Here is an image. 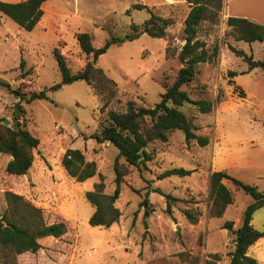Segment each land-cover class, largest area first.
I'll return each instance as SVG.
<instances>
[{
    "label": "rangeland",
    "instance_id": "obj_1",
    "mask_svg": "<svg viewBox=\"0 0 264 264\" xmlns=\"http://www.w3.org/2000/svg\"><path fill=\"white\" fill-rule=\"evenodd\" d=\"M48 1L44 4L46 20L32 31L24 30L0 12V81L11 85L10 89L0 85V120L14 127L12 120L20 111L19 125L40 140L33 168L24 176L9 175L6 166L11 157L0 153V218L7 210L6 194L10 192L42 209L49 221L64 219L72 225L65 239H45L42 250L21 255L16 263L204 264L210 254H218L219 264H230L235 235L223 225L233 221L234 229L240 228L244 211L254 199L232 182L224 181L234 193L235 202L222 217H212L210 176L212 172L225 171L240 181L239 178H249L246 184L264 192V72L256 69L250 75L243 73L248 65L227 45L246 50L248 44H239L229 36L223 11L217 26L208 22L202 25L199 38L208 49L219 45L220 54L214 63L201 64L196 81L183 89L192 99L200 98L203 89L214 107L210 114H201L191 104L180 110L192 120L197 135L209 138V144L202 147L197 141L187 143L181 131H174L167 142L156 141L149 146L151 160L140 169L125 166L121 159L119 163L127 175L115 206L122 216L110 229L94 227L89 220L95 207L85 197L87 187L81 185L86 182L76 183L66 173L62 156L69 148L82 150L87 160L98 166V175L90 181L95 184L102 175L105 193L113 194L118 150L109 143L98 145L93 136L106 122L108 111L125 112L129 102L146 108L160 102L163 80L172 84L181 68L177 53L184 45V21L189 6L181 0L172 10V17H163L161 10L149 5L153 0H70L68 7L64 0ZM135 5L148 6L173 24L164 39L143 34L112 45L99 58L97 66L114 80L118 89L108 104L106 87L85 81L49 91L48 99L31 103L13 93L19 90L28 97L32 91L40 92L62 81L54 57L56 49L66 58L72 73L84 69L92 56L81 50L76 39L80 33L91 34L96 49L102 48L111 36H133L132 25H141L150 17L147 10L134 9ZM22 61L24 70L30 72L24 79ZM230 71L237 75L230 77ZM243 86L247 87L246 93ZM173 168L192 173L160 178ZM146 193L152 205L148 216L145 208L140 207ZM164 195L175 199L170 212ZM186 211L199 213L198 222L192 224ZM263 213L264 209L258 212L252 225L261 227L258 219ZM248 255L264 264V239Z\"/></svg>",
    "mask_w": 264,
    "mask_h": 264
},
{
    "label": "trees",
    "instance_id": "obj_2",
    "mask_svg": "<svg viewBox=\"0 0 264 264\" xmlns=\"http://www.w3.org/2000/svg\"><path fill=\"white\" fill-rule=\"evenodd\" d=\"M48 0H25L23 2H4L0 0V12L26 31H32L41 21L44 11L43 5ZM189 13L184 21L183 39L184 45L177 53L181 68L178 70L172 84L163 80L161 86L164 93L161 100L154 107H137L129 102L125 112L108 111L106 122L101 124L99 132L93 139L98 145L109 143L118 150L115 161V189L113 194L105 193V180L99 175V182L93 185V190L87 191L86 199L95 207V212L89 220L91 226L110 229L117 223L122 213L115 206L122 193L126 171H123L119 161L124 160L125 166L140 169L142 165L151 160L148 153L149 146L156 142H167L170 134L181 131L187 143L197 141L204 147L210 142L208 137L196 134V128L192 120L182 111L180 107L185 104L195 106L201 114H210L213 110V102L206 98L204 90L201 89L200 98L192 99L183 88L196 81L199 67L204 63H214L220 54L219 45L208 49L204 41L199 38V32L203 24L211 23L217 26L220 15L224 9V0H186ZM134 9L147 10L150 14L142 26L133 24L134 35L126 38L111 36L106 44L96 49L93 37L89 33H80L76 36L81 50L87 56H92L84 69L72 73L66 58L61 52L54 50V57L58 62L62 81L49 89L36 92L32 91L26 97L21 91L13 93L20 100L31 103L34 100L48 99L49 91H56L65 85H71L78 81H85L88 85L93 83L106 87L109 99L106 104L117 94V85L107 73L97 66L99 58L115 44L133 40L140 35L146 34L151 38L164 39L168 28L173 24L171 19L162 18L153 12L148 6L135 5ZM229 36L235 42H262L264 40V27L244 18L230 17L227 19ZM1 26V20H0ZM228 49L238 58L242 59L249 71L260 69L264 72V61H257L252 55L238 49L232 44H227ZM169 49L166 50L167 57ZM23 69L22 79L30 72L25 71V62H21ZM237 73L230 71L229 76L234 77ZM0 85L10 89L11 85L0 81ZM111 87L109 89L108 87ZM96 92H101L95 88ZM243 93V92H242ZM244 97V93H243ZM21 110V107H19ZM40 145V140L31 134L26 128L19 125V130L10 127L8 121L0 120V153L11 157L6 166L9 175L24 176L32 168L35 160V151ZM61 164L66 173L76 183H84L98 175V166L95 161H88L84 152L80 149L69 148L61 159ZM192 172L184 168H173L165 171L161 179L171 176H189ZM224 181L232 182L238 189L251 195L254 199L244 211L242 226L234 229L235 223L228 221L223 228L235 235L234 250L230 253V264H258L251 257L249 249L256 242L264 238V230H257L252 226V219L256 211L264 207V192L256 186L248 185L225 171L212 172L210 176V197L212 217H222L227 207L235 202L234 193L224 184ZM159 192V191H155ZM167 201L168 211L171 210V201L175 200L171 195H164ZM7 210L0 218V264H17L16 258L24 254H36L43 249L42 241L53 239L56 241L65 239L71 233V222L64 219L49 221L47 213L33 206L22 196L7 193ZM145 208L146 216L150 215L152 205L146 197L140 203ZM188 220L195 224L198 222V214L186 211ZM221 258L218 254H210L204 264H219Z\"/></svg>",
    "mask_w": 264,
    "mask_h": 264
},
{
    "label": "crops",
    "instance_id": "obj_3",
    "mask_svg": "<svg viewBox=\"0 0 264 264\" xmlns=\"http://www.w3.org/2000/svg\"><path fill=\"white\" fill-rule=\"evenodd\" d=\"M48 2L49 1H47L45 4H47ZM69 2H70V0H64V5L66 7H68ZM149 2H150V0H149ZM178 2H181V0L180 1H177V0H159V1L153 0L151 3H149V5L153 6V8H155L158 11L161 10L163 12V17H166V16L172 17L171 12H172V10H174L176 8L175 6H177ZM126 10H127V8L125 9V11ZM189 10L190 9H188V13H189ZM188 13H187V15H188ZM187 15H186V17H187ZM223 15H224V18H226V19H228L230 17L244 18V19H247V20L252 21L254 23L260 24L264 27V0H231L230 2H229V0H226L224 2ZM46 18H47V11H46L45 5H44V15H43L41 21L39 22L38 26L41 25V23H43V20H46ZM53 19L55 21L57 18H53ZM147 20H149V19L146 18L144 23ZM143 24L138 25V26H142ZM48 31L51 32V30H49V28H48ZM238 43L240 44V43H246V42H238ZM243 51H245L248 55H252L253 58L257 61H264V40L262 42H254L252 44H248V46L246 47V50L243 49ZM255 70L256 69L249 71V68L247 67V69H245L243 71V73L250 75L253 72H255ZM243 88H244V92L246 93L247 87L243 86ZM253 169H256V166H254ZM249 170L251 171V167H249ZM29 171H31V169ZM257 172L258 171H256V173ZM239 179L244 181V183H248L247 182L248 180H246V179H249V178L243 177V178H239ZM93 184H94V182H92L90 180H88V182H86L84 184H81V185L87 187V188H84V193L87 191H90L92 188L91 186ZM86 189H88V190H86ZM260 191L263 192V190H260ZM67 192H68V195L71 197L72 193L69 190ZM263 209H264V207L259 209L258 211H256V213L253 216L252 222L255 221V218H256L258 212L260 210H263ZM263 218H264V213L261 214L259 216V219H258L262 222V225L260 228H257L254 224L252 226L257 230L263 231L264 230ZM259 244H260V240L258 242H256L252 247H250L249 253H251V250H255V248H257L259 246Z\"/></svg>",
    "mask_w": 264,
    "mask_h": 264
},
{
    "label": "water",
    "instance_id": "obj_4",
    "mask_svg": "<svg viewBox=\"0 0 264 264\" xmlns=\"http://www.w3.org/2000/svg\"><path fill=\"white\" fill-rule=\"evenodd\" d=\"M21 112L20 111H18L17 112V118H13V125H14V129L15 130H19V121H18V117H20L21 116Z\"/></svg>",
    "mask_w": 264,
    "mask_h": 264
},
{
    "label": "built area",
    "instance_id": "obj_5",
    "mask_svg": "<svg viewBox=\"0 0 264 264\" xmlns=\"http://www.w3.org/2000/svg\"><path fill=\"white\" fill-rule=\"evenodd\" d=\"M226 0H224V2H225Z\"/></svg>",
    "mask_w": 264,
    "mask_h": 264
}]
</instances>
